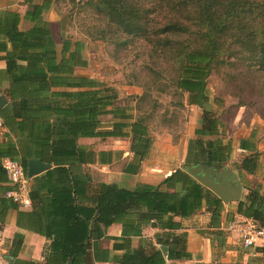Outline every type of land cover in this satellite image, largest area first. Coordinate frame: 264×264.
<instances>
[{
	"label": "trees",
	"instance_id": "16d2710c",
	"mask_svg": "<svg viewBox=\"0 0 264 264\" xmlns=\"http://www.w3.org/2000/svg\"><path fill=\"white\" fill-rule=\"evenodd\" d=\"M85 1L122 34L144 38L156 57L175 66L176 90L200 109L183 166L225 164L231 144L223 140L219 120L204 107L206 79L223 67L233 72L228 81L242 91L254 85L256 73L264 75V0ZM22 3V19L30 23L24 31L18 29L16 11L0 10V95L5 101L0 119L6 130L0 138V163L12 159L24 173L29 159L50 167L28 181V211L4 197L12 188L0 167V229L14 212L16 228L45 240L41 264H165L190 258L186 234L175 218L187 219L203 208L209 214L206 234L222 248L223 204L181 169L157 185L136 183L131 189L93 180L85 167L109 165L112 152L95 154L78 140L128 139L131 157L121 172L135 175L151 147L147 128L143 121L131 120L129 108L117 105L112 88L75 73L87 65L81 42L63 39L57 53L51 24L42 18L48 3ZM107 115L110 126L101 129L100 118ZM236 149L248 153L232 164L238 177L254 174L258 161L252 143L240 139ZM242 187L246 194L230 216L225 214V223L237 215L264 228V193L259 185ZM111 225H119V237L106 235ZM146 227L158 230L154 245L164 247L165 256L142 238ZM131 238L139 239L136 248ZM100 241L110 242V248H101ZM21 243L22 236L14 234L10 248L17 251ZM15 257L14 251L6 260L35 264Z\"/></svg>",
	"mask_w": 264,
	"mask_h": 264
},
{
	"label": "rangeland",
	"instance_id": "374dc122",
	"mask_svg": "<svg viewBox=\"0 0 264 264\" xmlns=\"http://www.w3.org/2000/svg\"><path fill=\"white\" fill-rule=\"evenodd\" d=\"M48 2L49 10L43 13L52 24L57 53L63 39L81 42V55L87 65L83 69H75V73L96 79L112 88L116 92L117 105L129 108L127 113L131 120L139 119L146 126L151 147L143 161L145 166L139 171L163 177L174 169L184 167L186 143L193 137L192 131L194 124H198L196 116L199 117L200 109L189 105L186 94L176 90L175 66L156 57L144 38L122 34L102 13L87 6L85 0ZM0 4V10H17L18 5H23L18 0H0ZM232 73L223 67L210 72L205 87L208 102L204 107L219 120L221 136L231 144L229 159L221 166L237 174L242 186L246 184L252 188L259 185L264 189V75L256 73L254 87L245 86L241 91L228 81ZM100 120L101 129L110 126V116H103ZM240 139H248L252 143L258 161L254 174H243L242 178L238 177L232 166L248 154L236 149ZM79 144L96 154L102 150L112 152L109 165L93 164L85 167L94 181H115L122 187L130 185V176L121 173L129 159L128 139L95 138L80 141ZM244 196L243 191L241 200ZM235 205H223L225 214L230 216ZM245 226L246 223H235L237 230ZM235 234L233 240L241 253L235 264H243L242 252L253 251L255 247L243 248L239 232ZM4 247L5 243H1L0 258L6 255ZM220 249L215 250L217 257Z\"/></svg>",
	"mask_w": 264,
	"mask_h": 264
},
{
	"label": "crops",
	"instance_id": "0c3cea01",
	"mask_svg": "<svg viewBox=\"0 0 264 264\" xmlns=\"http://www.w3.org/2000/svg\"><path fill=\"white\" fill-rule=\"evenodd\" d=\"M18 1H20L21 3L23 2V0H18ZM30 1L32 2V4H35V5H41L44 3H48L49 5L48 0H30ZM0 9H1V4H0ZM25 9H26V6L23 4V5H18L17 10H12V11H16L20 17L18 29L22 31L30 27V23L22 19ZM47 10H49V7ZM42 18L51 24L49 20L45 19L44 13H42ZM51 29H52V26H51ZM3 67H4V62L0 61V69H2ZM5 86H6L5 83H3L2 88H5ZM196 119H198L197 116H196ZM195 127H196V124H194V128ZM192 134H193V131H192ZM92 139H95V138H92ZM83 140H91V139H80L78 140V143H80V141H83ZM128 156L130 159L131 154L129 152H128ZM94 164H97V163H94ZM143 164L144 163L142 162L139 170L140 169L143 170V167L145 166ZM89 166H92V165H89ZM139 170L135 175H127V176H130V179H131V183L129 186L127 187H122L119 185L118 186L125 188V189H131L136 183H145V184L154 186V185H157L165 176H167L170 173L168 172L163 177H157V176H152L146 173L144 174ZM105 183H110V182H105ZM111 183H115V181ZM115 184L117 185V183ZM243 191L246 194V191L242 187L241 195ZM260 192L264 193V189L260 188ZM28 210H30V207L29 209L20 210V211H28ZM175 220L181 223V228H182L181 231L186 234V251L189 253L190 258L188 260L165 261V264H215V263L235 264L239 260V257H240L239 256L240 252L238 250L239 247L237 246L236 242L233 240V237H235L236 235L235 232L237 230V228L235 227V223L237 222L246 223V224L252 223L250 220L244 219L237 215L233 216L232 222L225 223V212L223 211L221 214L219 227L224 232V245L222 249L219 250L220 254L217 257L215 255V250L217 248L214 247L215 245L214 243L212 244V241L210 242V237L206 234V230H208L206 226L209 220V214L204 212L203 208L199 212H197L195 215L187 219L175 218ZM155 233H158L157 229L146 227L144 230H142V238H146V237H148V239L150 238L149 240H151L152 244L154 245L153 235ZM14 234H20L22 236V243L20 247L17 249V251L12 250L10 248V245H11L10 243H11V240ZM106 235L111 236V237H119L120 236L119 225H111L110 227H108L106 230ZM1 243H5V247L3 248V250H5L6 255L4 256V259H6L7 256H10L12 252L14 253L15 251L16 253L15 259L17 260L24 261V262H33L35 264L42 263L41 252H42L43 245L46 243L45 240L36 234L25 231L23 229L16 228L14 212L8 213V215L5 218V223L0 229V244ZM138 244H139L138 238H131L132 248H136ZM154 246L156 248H159V246L157 245H154ZM100 247L109 249L110 242L100 241ZM242 253L243 254L241 255L242 256L241 260L243 264H264V247L255 248L253 251L245 250ZM115 254H119V252H115Z\"/></svg>",
	"mask_w": 264,
	"mask_h": 264
},
{
	"label": "water",
	"instance_id": "95a60500",
	"mask_svg": "<svg viewBox=\"0 0 264 264\" xmlns=\"http://www.w3.org/2000/svg\"><path fill=\"white\" fill-rule=\"evenodd\" d=\"M5 104L0 96V108ZM50 165L44 164L39 160L29 159L26 162V179L29 180L38 174L46 171ZM188 176L210 191L217 197L223 205L237 203L241 200L242 185L237 180L236 175L231 169L224 166L208 167L206 164L197 163L181 168ZM161 253L165 256L166 249L159 247ZM66 264H70L67 262Z\"/></svg>",
	"mask_w": 264,
	"mask_h": 264
},
{
	"label": "built area",
	"instance_id": "2783aa9c",
	"mask_svg": "<svg viewBox=\"0 0 264 264\" xmlns=\"http://www.w3.org/2000/svg\"><path fill=\"white\" fill-rule=\"evenodd\" d=\"M6 132L0 119V137ZM1 170L6 177L7 184L12 188L4 194L5 198L10 199L17 205L18 209L26 210L30 207L27 197L28 180L20 164L12 159H3L0 163ZM239 232V241L243 248H263L264 247V228H259L253 223H247ZM0 264H11L6 259L0 258Z\"/></svg>",
	"mask_w": 264,
	"mask_h": 264
}]
</instances>
